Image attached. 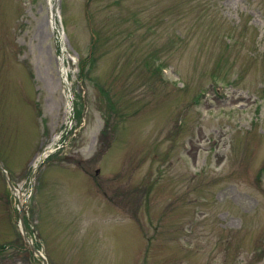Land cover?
Listing matches in <instances>:
<instances>
[{
	"label": "rangeland",
	"instance_id": "rangeland-1",
	"mask_svg": "<svg viewBox=\"0 0 264 264\" xmlns=\"http://www.w3.org/2000/svg\"><path fill=\"white\" fill-rule=\"evenodd\" d=\"M53 3L55 23L50 0H0V162L31 244L264 264V0ZM19 203L0 170V264H43Z\"/></svg>",
	"mask_w": 264,
	"mask_h": 264
},
{
	"label": "bare ground",
	"instance_id": "bare-ground-1",
	"mask_svg": "<svg viewBox=\"0 0 264 264\" xmlns=\"http://www.w3.org/2000/svg\"><path fill=\"white\" fill-rule=\"evenodd\" d=\"M50 3H51V11H52V19H51V20H52L53 23H55V22H56L55 17H56V15H57V13H56V6H55V4L53 3V0H50ZM60 66H61V72H62V74H63V82L66 84V83H67L66 75H67L68 71H67V69L65 68L64 63H63L62 60L60 61ZM69 96H70V95H69ZM69 105H70V104H69ZM35 165H36V164H35ZM16 194L20 197L21 202H22V195H21V193H20L19 191H17Z\"/></svg>",
	"mask_w": 264,
	"mask_h": 264
},
{
	"label": "water",
	"instance_id": "water-1",
	"mask_svg": "<svg viewBox=\"0 0 264 264\" xmlns=\"http://www.w3.org/2000/svg\"><path fill=\"white\" fill-rule=\"evenodd\" d=\"M12 186V185H11ZM12 189L14 190V187L12 186ZM23 214H24V212H23V210L21 211V213H20V219H21V222H22V220H23ZM44 264H46V263H44Z\"/></svg>",
	"mask_w": 264,
	"mask_h": 264
}]
</instances>
